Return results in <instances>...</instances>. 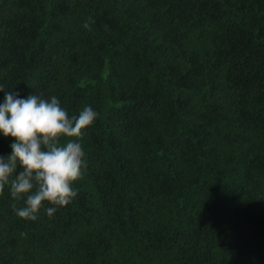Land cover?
Returning a JSON list of instances; mask_svg holds the SVG:
<instances>
[{
    "label": "trees",
    "instance_id": "16d2710c",
    "mask_svg": "<svg viewBox=\"0 0 264 264\" xmlns=\"http://www.w3.org/2000/svg\"><path fill=\"white\" fill-rule=\"evenodd\" d=\"M0 89L100 114L71 203L0 193V264H264V0H0Z\"/></svg>",
    "mask_w": 264,
    "mask_h": 264
},
{
    "label": "clouds",
    "instance_id": "9594fccd",
    "mask_svg": "<svg viewBox=\"0 0 264 264\" xmlns=\"http://www.w3.org/2000/svg\"><path fill=\"white\" fill-rule=\"evenodd\" d=\"M99 115L90 105L70 115L55 95L4 91L0 135L14 139L0 155V193L24 201L13 206L16 216L36 221L43 210L52 217L77 196L73 185L87 168L83 137Z\"/></svg>",
    "mask_w": 264,
    "mask_h": 264
}]
</instances>
